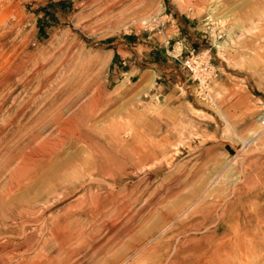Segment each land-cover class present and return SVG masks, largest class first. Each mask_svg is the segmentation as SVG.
<instances>
[{"label":"rangeland","instance_id":"obj_1","mask_svg":"<svg viewBox=\"0 0 264 264\" xmlns=\"http://www.w3.org/2000/svg\"><path fill=\"white\" fill-rule=\"evenodd\" d=\"M109 2L0 0V194L7 181L2 170L10 156L25 154L29 161L36 157L31 150L35 143L62 139L59 154L49 162L27 163L32 165H26L28 170L37 172L19 186L17 197L36 209L50 206L48 226L80 208L87 210L82 219L89 229L92 218L103 212L100 208L111 206L109 193H113V201L132 204L127 211L133 221L126 219V207L113 219L105 217L98 234L106 236L104 227L112 223L132 225L133 230L118 238L100 264H153V250L164 242L159 210L167 203L137 213L144 199L173 177L195 172L169 199L172 210L216 175L209 190L224 193L248 159L264 151V140L243 142L264 114L261 4L259 0ZM181 39L210 61L214 75L204 92L173 59L184 51L177 44ZM57 113L65 118L62 133L51 123ZM81 132L114 149L121 166L112 177L85 176L92 153L78 141ZM218 174L226 178L219 179ZM95 192L101 195L98 204L89 197ZM37 222L30 228L40 227L41 221ZM26 234L39 241L44 237L30 229ZM21 237L18 229L2 231L0 217V264L2 244ZM248 239L251 242L241 244L231 239L221 253L223 261L210 264H264V234ZM33 252L31 248L25 255Z\"/></svg>","mask_w":264,"mask_h":264},{"label":"bare ground","instance_id":"obj_2","mask_svg":"<svg viewBox=\"0 0 264 264\" xmlns=\"http://www.w3.org/2000/svg\"><path fill=\"white\" fill-rule=\"evenodd\" d=\"M259 1L261 4L259 20L264 27V0ZM262 35H264V29ZM260 48L262 49L264 58V42L260 44ZM64 119L62 113H57L51 122L52 125L56 126L59 132L64 129ZM257 123V128L253 131V134L251 133L252 136H250L248 140L246 139L247 141L243 142L251 143L256 139L260 141L264 140V114L258 118ZM35 139L37 140V137H35ZM77 139L82 144H85V147L92 153L90 160L84 168V172L86 173L85 176L87 175L89 180H92L95 176L98 178L112 177L115 173L114 170L118 166H121V162L117 159L114 149L86 132H81ZM36 140L33 142H36ZM63 143L64 140L62 139H56L55 141V137L54 141L43 138V140L35 143L34 147L32 146V153L36 154L33 156L36 157L32 158L29 156L30 163L42 165L49 162L55 155L59 154ZM58 147L60 148L56 149ZM208 150L207 148L206 152ZM206 154L208 155V153ZM138 157L136 158L138 159ZM150 158H152V156ZM208 158L209 157H207V159ZM27 160L28 156L25 154L10 156L2 170L5 176H7V181L2 185V194H0L2 231L8 233L10 229H18L20 236H22L14 243L2 244V264H100L103 261H101L102 255L104 253L107 254L109 250H111L113 244L118 241V238L131 234L133 230L132 225L126 226L125 224L124 227H117L118 225L115 226L114 223L109 226L104 225L106 227L103 226L106 236L102 237L101 234H98V231H100L98 230L99 227L105 223V217L109 216V220L113 219L116 214H120L121 211H124V209L131 204L125 201L117 202V199L113 201V193H109L111 206L107 207V209L105 208L106 206L102 209L100 208L102 205L99 207L103 212L99 211V217L92 218L94 220L89 223V229L85 227L83 220L85 218L82 219V216L86 215L88 211L81 210V208L78 209L73 216L65 218L64 221H60V219L56 220L55 218L56 221H52L49 226L45 225L46 220L50 217L47 215L46 209L50 206L36 209V205L20 200L16 194L19 186L30 181L37 172L36 170L33 172L28 170L26 165H28L27 163L29 161ZM37 167L40 168L39 166ZM196 173L197 172L192 173L185 178H183L184 175L181 174L173 177L171 182L165 184L161 189L155 190L148 198L144 199L143 206L137 211V213L141 214V212H145L148 207L153 208L167 203L164 205L163 211L160 212L159 210V213H161L160 217L164 220V224L160 231V233H163L161 242H164L160 248L156 247V249L153 250L154 260H156L153 264H210L212 260L218 259L221 262L224 256L221 253L225 252L229 247L231 239L234 238L235 241L237 240L236 242L238 244H241L244 241L251 242V240L248 239L249 237L264 234V151L260 157L251 160L248 159L246 168H243L242 171L235 175L232 179L233 184H230L231 186L226 188L227 191L224 189L226 192L222 193V191L219 194H215L209 190V186L213 179L217 177L216 175L215 177H211L207 186L200 188L185 204L183 200V204H177L176 209L172 210L173 206H169L171 205L169 199L175 196L182 189L184 184L187 183L189 179L191 180ZM223 178L226 177L223 175L219 177V179ZM12 182H14V184H12ZM89 197L93 200V203L94 201L97 203L101 195L95 192ZM136 200L140 202L141 198L139 197ZM127 209L128 207L126 208L125 216L129 221L133 219V216L128 215L129 212ZM90 217H92V215ZM39 220L41 221V226H35L31 229L30 225L34 226L32 222L36 221V223H38L37 221ZM28 229L44 235L43 239L39 241L32 236H28L26 234V230ZM10 246L11 249H9ZM31 248L34 249L33 255H25ZM143 249H145L144 246ZM13 261L16 262L12 263Z\"/></svg>","mask_w":264,"mask_h":264},{"label":"built area","instance_id":"obj_3","mask_svg":"<svg viewBox=\"0 0 264 264\" xmlns=\"http://www.w3.org/2000/svg\"><path fill=\"white\" fill-rule=\"evenodd\" d=\"M184 51L173 56L183 70L196 82L200 91L204 92L206 83L214 74L211 69L210 61L202 52H199L193 46H186L184 40L181 39L177 42ZM209 52V50H207Z\"/></svg>","mask_w":264,"mask_h":264},{"label":"crops","instance_id":"obj_4","mask_svg":"<svg viewBox=\"0 0 264 264\" xmlns=\"http://www.w3.org/2000/svg\"><path fill=\"white\" fill-rule=\"evenodd\" d=\"M116 54H118V51H116Z\"/></svg>","mask_w":264,"mask_h":264}]
</instances>
